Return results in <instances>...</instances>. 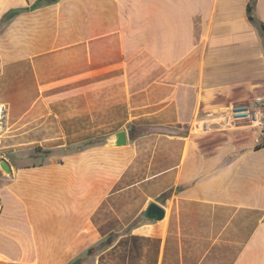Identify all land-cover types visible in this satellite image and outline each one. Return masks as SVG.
I'll return each mask as SVG.
<instances>
[{"label":"crops","instance_id":"crops-1","mask_svg":"<svg viewBox=\"0 0 264 264\" xmlns=\"http://www.w3.org/2000/svg\"><path fill=\"white\" fill-rule=\"evenodd\" d=\"M250 2L0 0V264H264Z\"/></svg>","mask_w":264,"mask_h":264},{"label":"built area","instance_id":"built-area-1","mask_svg":"<svg viewBox=\"0 0 264 264\" xmlns=\"http://www.w3.org/2000/svg\"><path fill=\"white\" fill-rule=\"evenodd\" d=\"M227 122L230 125L249 124L260 129L264 137V96L257 95L246 103H232L227 107ZM7 114L6 105L0 102V136L4 132V121ZM3 204L0 198V210Z\"/></svg>","mask_w":264,"mask_h":264},{"label":"water","instance_id":"water-1","mask_svg":"<svg viewBox=\"0 0 264 264\" xmlns=\"http://www.w3.org/2000/svg\"><path fill=\"white\" fill-rule=\"evenodd\" d=\"M118 136H124L123 132H120ZM121 144V142H118ZM0 168L5 172H10L9 166L4 159L0 160ZM165 216V209L157 202H150L146 207L143 214L139 217L138 222L144 221H157Z\"/></svg>","mask_w":264,"mask_h":264},{"label":"trees","instance_id":"trees-1","mask_svg":"<svg viewBox=\"0 0 264 264\" xmlns=\"http://www.w3.org/2000/svg\"><path fill=\"white\" fill-rule=\"evenodd\" d=\"M52 1H55V0H38V3H41V2H52ZM255 1L256 0H251V2L248 4V8H247V11H248V15H249V18L256 24L259 25V28H260V31H261V34L263 35V38H264V22L258 20L252 13V10H253V7H254V4H255Z\"/></svg>","mask_w":264,"mask_h":264}]
</instances>
